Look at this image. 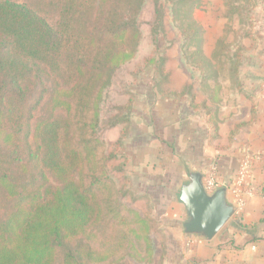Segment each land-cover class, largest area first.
Returning a JSON list of instances; mask_svg holds the SVG:
<instances>
[{
  "label": "trees",
  "instance_id": "obj_1",
  "mask_svg": "<svg viewBox=\"0 0 264 264\" xmlns=\"http://www.w3.org/2000/svg\"><path fill=\"white\" fill-rule=\"evenodd\" d=\"M146 2L0 0V264H121L140 247L151 258L150 222L122 202L108 172L117 157L99 135L115 75L139 53ZM165 3L184 60L214 101L220 89L209 85L221 74L210 71L216 57L205 55L194 16L203 0ZM165 13L156 1V48ZM166 62L156 70L168 81ZM133 106L130 97L111 128L128 124Z\"/></svg>",
  "mask_w": 264,
  "mask_h": 264
},
{
  "label": "rangeland",
  "instance_id": "obj_2",
  "mask_svg": "<svg viewBox=\"0 0 264 264\" xmlns=\"http://www.w3.org/2000/svg\"><path fill=\"white\" fill-rule=\"evenodd\" d=\"M156 1L166 10V35L159 37L157 48L151 35ZM233 11H239V14L230 16ZM194 16L205 29V55L209 59L214 55L216 57L210 71H219V84H227L229 81L234 83V71H251L248 70L247 62L253 56L255 48L262 44L264 47V0H203L202 8ZM173 25L165 0H147L139 22L143 38L137 58L117 72L102 105L99 135L106 145L107 153L117 157L108 162L109 175L125 194L121 198L122 202L137 210L151 225V258L146 254L145 248L140 247L135 253L137 256L127 258L121 264H166L170 249L176 250L174 242L178 244L179 241L176 237H169L168 232L164 231L168 223L158 219L160 216L156 219L152 217L155 210L175 211L178 206L181 188L189 182L190 176L188 163L184 178L179 171L184 161L180 156L186 148L183 139L186 137L187 142L190 141L194 127L202 123L204 111L198 108L203 105L202 95H208L203 88L201 91L199 89L202 95L200 92L199 97L196 95L197 86H200L199 73L189 59L185 62L181 39ZM164 54L167 57L165 69L168 81L156 70V63ZM246 56L248 59L245 61ZM235 81L239 82L238 77ZM159 83H165L161 94L154 92ZM213 85L216 84L211 81L209 90L212 92ZM196 96L194 103L197 110L194 111L196 106H192V97ZM130 97L134 99V106L126 116L129 123L111 128L114 122L122 119L123 114L118 108L126 104ZM209 101L210 109H219L221 100ZM173 140L171 148L175 151L174 154L172 149L165 146L168 141ZM198 147L199 144H195L192 149ZM165 168L169 172L165 173ZM207 173L208 171L205 175ZM170 178L175 179L173 184L177 183L176 187L168 189L156 186ZM157 194L167 195L168 202L154 203L160 202L155 197ZM181 207L185 214L184 205Z\"/></svg>",
  "mask_w": 264,
  "mask_h": 264
},
{
  "label": "crops",
  "instance_id": "obj_3",
  "mask_svg": "<svg viewBox=\"0 0 264 264\" xmlns=\"http://www.w3.org/2000/svg\"><path fill=\"white\" fill-rule=\"evenodd\" d=\"M247 59L246 56L245 61ZM247 63L248 70L251 71H239L237 76L239 82L234 80L233 83L228 80L227 84L212 86L214 91L216 88L220 89L218 97L214 100L215 102L221 100L219 109L215 107L214 110L210 109L208 97L202 95L200 86H197L195 93L198 97V93H201L203 98L201 102L206 107L203 108L201 105L198 108L204 111V115L201 116L202 123L194 127L190 141L187 142L186 137L183 139L186 148L180 156L184 161L179 171L184 178V174H187V163L190 165L189 173L200 172L202 175L215 167L219 182L224 185L235 178L242 158L250 152L259 157L254 164L251 180L254 195L247 199L242 215L227 223L225 229L211 241H204L198 237L185 239L183 224L187 221V215L186 211L183 213L179 201L175 211L155 210L152 218L160 216L158 219L168 223L164 227L167 235L179 240L178 244L174 242L177 249H170L166 264H264L263 44L255 48L253 56ZM196 108L197 106L194 111ZM215 134L218 136L215 137ZM173 144L174 140L168 141L165 146L172 149ZM195 144H199V147L192 149ZM172 153H175L173 149ZM167 172L169 171L165 168V173ZM144 174L147 176V173ZM164 181L166 182L162 184L160 182L156 186H165L169 189L178 185L173 184L175 181L173 178ZM155 197L160 201L154 202L156 204L168 202L167 195L157 194ZM175 200L176 198L173 201Z\"/></svg>",
  "mask_w": 264,
  "mask_h": 264
},
{
  "label": "water",
  "instance_id": "obj_4",
  "mask_svg": "<svg viewBox=\"0 0 264 264\" xmlns=\"http://www.w3.org/2000/svg\"><path fill=\"white\" fill-rule=\"evenodd\" d=\"M204 175L192 172L189 182L180 191L179 202L184 205L187 221L183 224L184 237L213 240L234 217L235 209L227 197L225 187L209 195L203 184Z\"/></svg>",
  "mask_w": 264,
  "mask_h": 264
},
{
  "label": "built area",
  "instance_id": "obj_5",
  "mask_svg": "<svg viewBox=\"0 0 264 264\" xmlns=\"http://www.w3.org/2000/svg\"><path fill=\"white\" fill-rule=\"evenodd\" d=\"M262 28L264 29L263 25ZM258 158V156L247 152L240 162L235 178L230 183L224 185L219 182L218 171L215 167H212L207 175H205L203 184L209 195H212L220 188L225 187L227 189L228 200L235 209L233 218L242 215L247 199L254 195L251 180L254 164L258 161Z\"/></svg>",
  "mask_w": 264,
  "mask_h": 264
}]
</instances>
